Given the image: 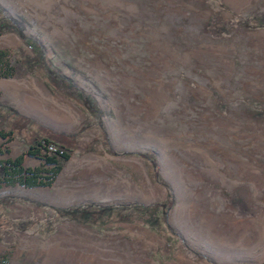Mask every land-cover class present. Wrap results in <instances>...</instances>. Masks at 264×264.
Here are the masks:
<instances>
[{"label":"rangeland","instance_id":"obj_1","mask_svg":"<svg viewBox=\"0 0 264 264\" xmlns=\"http://www.w3.org/2000/svg\"><path fill=\"white\" fill-rule=\"evenodd\" d=\"M249 1L0 0V117L79 148L48 186L0 185V264H264V0ZM0 148L50 173L16 134Z\"/></svg>","mask_w":264,"mask_h":264},{"label":"trees","instance_id":"obj_2","mask_svg":"<svg viewBox=\"0 0 264 264\" xmlns=\"http://www.w3.org/2000/svg\"><path fill=\"white\" fill-rule=\"evenodd\" d=\"M13 71V67L4 60V53L0 52V76L10 77ZM7 111L8 115L0 117V123L9 124L11 129L8 132L0 131V137L6 138L16 134L22 141L28 144L27 155L32 157L42 156L45 164L52 165V167L48 175L41 176L38 174L37 169L25 168L23 166V155H19L14 159L9 158L0 161V170L2 173L0 175V185L2 183L8 185L19 183L25 186L50 185L61 170L62 165L70 158V153L75 149H79L77 148L75 139L72 137L68 141L64 135L56 134L40 126L34 120L17 114L10 108ZM49 146H55L57 150L49 152ZM89 150H92V148L88 147L84 149V151ZM0 153H3V149L1 148ZM8 202V198H0V205H7ZM172 204V195L169 193L164 202L151 205L147 208L155 209L161 206L163 213H166ZM85 208L90 207L88 205Z\"/></svg>","mask_w":264,"mask_h":264},{"label":"bare ground","instance_id":"obj_3","mask_svg":"<svg viewBox=\"0 0 264 264\" xmlns=\"http://www.w3.org/2000/svg\"><path fill=\"white\" fill-rule=\"evenodd\" d=\"M232 3L238 7V9L246 8L248 10L257 8V3L245 1V0H231ZM199 18V17H198Z\"/></svg>","mask_w":264,"mask_h":264},{"label":"built area","instance_id":"obj_4","mask_svg":"<svg viewBox=\"0 0 264 264\" xmlns=\"http://www.w3.org/2000/svg\"><path fill=\"white\" fill-rule=\"evenodd\" d=\"M49 150L50 151H56L57 150V147H55V146H49Z\"/></svg>","mask_w":264,"mask_h":264},{"label":"crops","instance_id":"obj_5","mask_svg":"<svg viewBox=\"0 0 264 264\" xmlns=\"http://www.w3.org/2000/svg\"><path fill=\"white\" fill-rule=\"evenodd\" d=\"M20 146L21 145H18L19 148H20ZM23 151H24V149L21 148L19 154H21Z\"/></svg>","mask_w":264,"mask_h":264}]
</instances>
